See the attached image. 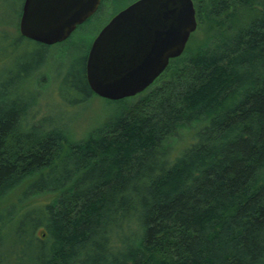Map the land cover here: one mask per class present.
<instances>
[{
  "label": "trees",
  "instance_id": "16d2710c",
  "mask_svg": "<svg viewBox=\"0 0 264 264\" xmlns=\"http://www.w3.org/2000/svg\"><path fill=\"white\" fill-rule=\"evenodd\" d=\"M192 1L202 52L81 140L0 75V264H264V0Z\"/></svg>",
  "mask_w": 264,
  "mask_h": 264
},
{
  "label": "water",
  "instance_id": "95a60500",
  "mask_svg": "<svg viewBox=\"0 0 264 264\" xmlns=\"http://www.w3.org/2000/svg\"><path fill=\"white\" fill-rule=\"evenodd\" d=\"M103 0H23L19 34L52 46L66 41ZM197 28L192 0H136L92 41L85 62L91 92L108 101L134 97L179 56Z\"/></svg>",
  "mask_w": 264,
  "mask_h": 264
},
{
  "label": "rangeland",
  "instance_id": "374dc122",
  "mask_svg": "<svg viewBox=\"0 0 264 264\" xmlns=\"http://www.w3.org/2000/svg\"><path fill=\"white\" fill-rule=\"evenodd\" d=\"M129 2L130 0H104L93 18L76 29L67 43L41 46L20 38L12 28H6L10 34L6 40L0 41V75L7 73L11 87L34 98L36 107L45 110L47 116L69 120L70 137L74 140H81L91 128L97 127L112 115L116 105L91 95L86 101L64 107L58 96L60 82L66 76L82 70L87 47L116 10ZM18 7L19 0H8L4 13L0 12V15L11 19ZM207 37L208 34L198 24L189 41V50L202 45ZM43 110L40 114L44 113ZM180 143L183 145V141Z\"/></svg>",
  "mask_w": 264,
  "mask_h": 264
},
{
  "label": "flooded vegetation",
  "instance_id": "af4514ba",
  "mask_svg": "<svg viewBox=\"0 0 264 264\" xmlns=\"http://www.w3.org/2000/svg\"><path fill=\"white\" fill-rule=\"evenodd\" d=\"M104 1V0H103ZM103 1H101V3L103 2ZM136 1V0H135ZM135 1H132V2H129L128 3V5H126V6H124L123 8H121V9H118V10H116V12L112 15V17L113 16H115L117 13H119L120 11H122L123 9H125L127 6H129L131 3H133V2H135ZM101 3H100V5H101ZM193 5H194V3H193ZM100 7V6H99ZM195 8V7H194ZM99 9V8H98ZM94 16V15H93ZM195 16H196V12H195ZM111 17V18H112ZM110 18V19H111ZM109 19V20H110ZM196 21H197V18H196ZM107 24V23H106ZM103 26H105V25H103ZM197 26H198V21H197ZM103 28V27H102ZM101 28V29H102ZM100 29V30H101ZM197 29V28H196ZM196 31V30H195ZM194 31V32H195ZM194 32L193 33H191L190 34V36H189V39L187 40V42H186V44H185V46H184V49H183V52L179 55V56H177V57H175V58H171V59H169V62H168V66L166 67V69L161 73V75L160 76H163V75H165L166 74V72H167V70H168V68H169V66H170V64L171 63H185V62H187L188 61V58H187V53H188V49H190L189 48V41H190V39H191V37H192V35L194 34ZM202 52V45H198L197 47H196V54L198 55V54H200ZM86 62V61H85ZM159 76V77H160ZM154 83V82H153ZM152 83V84H153ZM151 84V85H152ZM150 85V86H151ZM149 86V87H150ZM148 87V88H149ZM148 88H146V89H148ZM145 89V90H146Z\"/></svg>",
  "mask_w": 264,
  "mask_h": 264
}]
</instances>
